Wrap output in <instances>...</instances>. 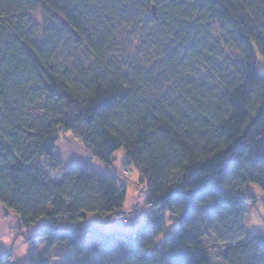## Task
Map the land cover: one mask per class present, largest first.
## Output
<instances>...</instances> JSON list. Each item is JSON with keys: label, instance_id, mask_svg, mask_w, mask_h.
I'll return each instance as SVG.
<instances>
[{"label": "trees", "instance_id": "1", "mask_svg": "<svg viewBox=\"0 0 264 264\" xmlns=\"http://www.w3.org/2000/svg\"><path fill=\"white\" fill-rule=\"evenodd\" d=\"M69 133L138 172L150 214L129 233L83 224L126 218L127 192L116 170L66 166ZM250 184L264 191V0H0V203L46 220L17 234L29 264H212L211 248L264 264Z\"/></svg>", "mask_w": 264, "mask_h": 264}, {"label": "crops", "instance_id": "2", "mask_svg": "<svg viewBox=\"0 0 264 264\" xmlns=\"http://www.w3.org/2000/svg\"><path fill=\"white\" fill-rule=\"evenodd\" d=\"M70 137L76 138L72 134H68L65 139L59 143V145L56 148V154L64 161V163L71 167L73 164H90L92 167H94L96 170L101 171L103 173H111L114 172L115 169H118V163L114 161L113 167H108L105 164H103L100 160H97L94 156L83 158L85 161L82 163H77V151L81 152V149H79L78 143L74 141V139H71L73 146H75V150L69 148H65V146L62 144L65 140L70 141ZM62 147H61V146ZM63 146L65 148V151H63ZM61 147V148H60ZM68 147V146H67ZM119 155L121 157V163H124L126 161V153L123 149L118 150L115 155ZM114 155V156H115ZM80 159V158H79ZM120 163V164H121ZM123 168V167H122ZM123 171L126 170L132 172V169L124 168ZM246 191L254 196L256 200L253 202L251 201L248 205L247 214H246V227L247 231H249V234L252 235V233H263L264 232V191L260 189L258 186L254 184H250L246 186ZM134 197L130 196V199H133ZM146 198V195H145ZM128 200V193L126 196V199L124 201V208L127 205L126 201ZM131 206L133 204L131 201L129 202ZM149 209L147 210V212ZM148 216H140L139 219H137L138 222H135V226L137 227L140 222L146 220ZM115 221L117 222V219H108V216L101 217L97 214H88L87 218L84 220L83 224L91 223L93 225H97L101 228L103 232L108 231H121L124 233H129V231L135 229L134 228H125L121 226H117ZM46 223L45 219H41L40 221L30 225L29 227H22L21 226V219L19 218L18 214L14 213L11 210H8L0 203V252L3 250H7V248L10 249V253H13L14 260L11 264H29L30 261V248L31 243L30 241H27L22 235H19L17 237V234L19 231H22L26 236L34 234L40 227L41 224ZM64 227H73V225H64ZM45 243V241H39L37 242V246L40 249L41 246ZM49 264H62L57 257H52L49 261Z\"/></svg>", "mask_w": 264, "mask_h": 264}, {"label": "rangeland", "instance_id": "3", "mask_svg": "<svg viewBox=\"0 0 264 264\" xmlns=\"http://www.w3.org/2000/svg\"><path fill=\"white\" fill-rule=\"evenodd\" d=\"M32 18H34V20H40L38 14H32ZM69 139H70V141L65 140L62 144L65 146V148L70 149V147H71V149L75 150V148H74L75 146H73V143H72L73 140L71 141V139H74V138L70 137ZM63 140L64 139L62 138L60 142H62ZM74 141H76L78 143L79 149H81V152H78L77 150H75V152L77 151L76 154L79 155V156H77L78 157L77 163H82L83 161H85V159H83V158L91 157V155L88 152V150L85 149L82 142H80L78 139H76V140L74 139ZM64 146H63V148H64ZM65 148L63 149V151H65ZM114 159H115V162L118 163V166H117L118 169H115V170L118 174H120L119 181L121 182V184H124L126 192L128 193V200L126 201L127 205L125 206V208H123V213L125 214L127 223L125 225L120 223V221H122L124 219L122 217L117 218V222L115 221V223L117 224V226L119 225L121 227L131 229V228L136 227L135 222H138L137 219H139L140 216H143V214H145V216H149V214H150L149 211L147 212L148 209L145 206L146 205V202H145L146 198H145V191H144L145 187H144L143 183L140 182V180L138 179L139 174L137 171H135L134 169H132L133 170L132 172H130V171L126 172V170L123 171L122 169H124V168H122L123 163H121V160H122L121 157L117 154V155H115ZM130 196L134 197V198L130 199ZM130 201L133 204V206H131V204L129 203ZM167 224H168V228H170L174 224V222L172 221V218L170 216L168 217V223ZM159 241H160V238L158 239L157 242H159ZM122 243H123V241L121 239H119L118 248H119L120 252L124 251L122 248ZM209 244H211V243L209 242ZM210 251H211V255L213 256L212 264H222L221 258H220V256L217 255L216 250L214 248H211Z\"/></svg>", "mask_w": 264, "mask_h": 264}, {"label": "built area", "instance_id": "4", "mask_svg": "<svg viewBox=\"0 0 264 264\" xmlns=\"http://www.w3.org/2000/svg\"><path fill=\"white\" fill-rule=\"evenodd\" d=\"M121 224L125 225L127 223L126 218H124L122 221H120ZM14 259V256L12 253H10L7 257V262L12 263Z\"/></svg>", "mask_w": 264, "mask_h": 264}]
</instances>
